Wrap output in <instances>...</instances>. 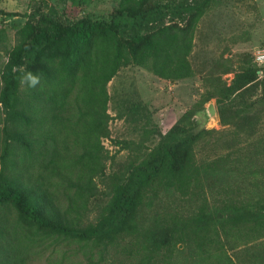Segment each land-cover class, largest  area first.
Returning a JSON list of instances; mask_svg holds the SVG:
<instances>
[{
  "label": "trees",
  "instance_id": "obj_1",
  "mask_svg": "<svg viewBox=\"0 0 264 264\" xmlns=\"http://www.w3.org/2000/svg\"><path fill=\"white\" fill-rule=\"evenodd\" d=\"M58 1L62 10L48 12L35 0L13 24L11 48L0 21V264H28L62 241L92 260L98 251L102 262L128 237L116 264H264V66L251 51L239 65L208 61L195 108L153 146L146 131L114 169L103 144L112 136L109 82L131 65L171 82L195 77L198 23L216 0H118L109 18L80 0ZM21 14L0 9L1 17ZM232 72L228 83L223 74ZM28 73L35 87L22 83ZM212 99L234 130L210 144L224 151L199 159L197 145L217 130L195 131L193 118ZM138 103L119 116L138 120ZM93 199L98 211L88 221ZM256 241L262 253L237 252Z\"/></svg>",
  "mask_w": 264,
  "mask_h": 264
},
{
  "label": "rangeland",
  "instance_id": "obj_2",
  "mask_svg": "<svg viewBox=\"0 0 264 264\" xmlns=\"http://www.w3.org/2000/svg\"><path fill=\"white\" fill-rule=\"evenodd\" d=\"M80 1L85 3L87 12H90L93 16L105 18H109L110 11L118 3V0ZM34 3L35 0H0V9L22 13L16 17L0 16V21L4 20L1 25H5L8 32L7 48H11L16 43L13 24L24 22L27 17L23 13L31 12ZM77 5H74V7ZM52 8L60 9L63 6L60 5L58 0H46L45 11L50 12ZM262 46H264V0H216L198 23L195 47L190 57L195 70L198 71L195 77L171 82L136 65L122 68L108 84L111 95L108 112L113 116V119L109 122L112 136L110 139H103L106 149L111 154L116 155L114 169L127 161L129 155L135 151L136 143H140L144 139V135H150L151 132L146 133V131L154 132L151 139L145 142L153 146L160 138L159 132L166 133L186 111L195 108V103L200 99L206 87L201 76L204 71L210 69L207 66L208 61L213 62V60L221 59L224 62L228 57L232 59L234 65H239V57L248 51L255 55L256 50ZM6 60L7 56L2 52L0 66ZM233 76V72L223 74V79L230 83ZM138 100H140L138 104L141 108L138 109L137 113H134L137 114L138 120H134L135 115L127 116L123 114L119 116L124 111L123 107L126 104L132 106ZM212 101H215V99H212ZM193 119L195 121V131L205 127L207 129L214 128L218 132L203 136L196 147L197 157L199 159L214 157L224 151L225 148H219L215 153L211 150L210 144L220 137V133L230 137V133L234 130L233 125L222 124L220 117L218 121H206L204 112L201 110L196 112ZM1 127H3V116H0V133L3 135ZM255 138L257 136H254L253 139ZM117 140L121 143H115ZM0 151L2 150L0 149ZM109 163L110 161L107 162L108 172L113 170ZM32 172L34 173V170ZM100 188H103L102 184H100ZM96 202L97 199L92 200L93 210L86 218L88 221H94L96 218L98 211ZM13 217L11 215L10 219L12 220ZM130 239L131 237H128L117 250L110 247L109 255H106V259L102 262L98 261L100 258L98 251L94 254L92 260L89 259L84 250L79 249L80 245L78 243L68 245L64 241L59 242L44 253H31V257L27 262L28 264H56L55 260H60L65 255L67 258L64 264H93L94 261H98L96 264H116L119 258H125L128 255L122 249L133 240ZM258 243L260 242H253L250 248L246 247L237 252H242L241 256L245 255V258L250 257V255H246L249 251L251 253L257 251L262 253V246L264 245L260 248L255 247L257 250L252 249L254 244ZM230 253L237 260L235 251H230ZM50 254L52 258L48 257Z\"/></svg>",
  "mask_w": 264,
  "mask_h": 264
},
{
  "label": "water",
  "instance_id": "obj_3",
  "mask_svg": "<svg viewBox=\"0 0 264 264\" xmlns=\"http://www.w3.org/2000/svg\"><path fill=\"white\" fill-rule=\"evenodd\" d=\"M204 116L206 121H218L219 120V114H218V109L216 106L215 101H210L208 102V105L205 107L204 110Z\"/></svg>",
  "mask_w": 264,
  "mask_h": 264
},
{
  "label": "built area",
  "instance_id": "obj_4",
  "mask_svg": "<svg viewBox=\"0 0 264 264\" xmlns=\"http://www.w3.org/2000/svg\"><path fill=\"white\" fill-rule=\"evenodd\" d=\"M255 61L259 66H264V46L258 48L255 52Z\"/></svg>",
  "mask_w": 264,
  "mask_h": 264
},
{
  "label": "clouds",
  "instance_id": "obj_5",
  "mask_svg": "<svg viewBox=\"0 0 264 264\" xmlns=\"http://www.w3.org/2000/svg\"><path fill=\"white\" fill-rule=\"evenodd\" d=\"M28 83L30 87H35L39 83V79L36 76H33L31 73H28L24 80L22 81Z\"/></svg>",
  "mask_w": 264,
  "mask_h": 264
}]
</instances>
